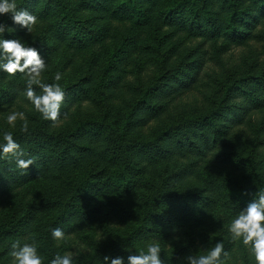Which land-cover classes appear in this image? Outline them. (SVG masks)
<instances>
[{
	"label": "trees",
	"instance_id": "16d2710c",
	"mask_svg": "<svg viewBox=\"0 0 264 264\" xmlns=\"http://www.w3.org/2000/svg\"><path fill=\"white\" fill-rule=\"evenodd\" d=\"M76 1L78 7L72 0H15L18 8L27 9L46 26L42 33L23 38V30L13 23L11 17L0 19V23L6 25L0 39H21L26 47L37 48L41 56L48 60L57 54V47L52 42L54 38L65 39L83 48L108 38L112 23L130 24L128 31L112 44L104 45L93 56L88 72L76 79L59 81L66 92L65 102L89 100L102 106L112 96V89L119 85L129 67L132 68L133 63L137 67L142 66V55H149L150 62L166 63L188 36L245 40L250 35L242 28L244 17L254 6L264 8V0L244 1L242 4L237 0L230 3L225 0L218 8L208 7L207 0ZM87 7L101 13L85 16L77 11V8ZM150 25L153 27L148 41L141 34L142 29ZM163 26L170 29L161 31ZM178 30L184 39L183 35H177ZM198 67L199 60L195 58L185 68L179 65L163 71L156 80L138 91L137 97L122 114L104 107L101 113L87 114L72 126L58 132H46L48 121L37 112L36 120L40 118V121L30 124L28 133L22 132V127L12 132L16 141L26 137L44 140L59 146L57 151H62L71 140L88 134L102 138L112 149L108 159L112 168L105 173L104 170L99 172L83 168L66 174L63 188L37 191L41 202L57 204L56 213L40 232L43 264H50L58 253L53 245L52 229L70 231L75 226V215L89 217V213L82 211L78 200L86 195L91 198L102 195L105 187L111 188L115 194L131 190L137 182V166L141 161H146L147 166L166 155L182 156L188 152L199 156L212 154L210 161H215L226 170L208 180L197 179L194 176L197 162L190 161L180 171L181 176L187 178L185 188H176L169 182L167 187L164 179L146 194V206L138 216L132 219L122 217L123 223L112 226L107 233L108 240L101 247L91 254L73 256L74 264H104V256H120L125 247L142 239L151 224L166 223L171 219L172 211L164 209V206L170 205L176 212L185 213L192 224L198 225L206 220V210L201 204L219 196L225 203L241 210L255 198L257 191L264 190V159L255 157V148L264 147V79H257L261 95L239 88L237 83L222 81L220 98L212 108L187 114L163 127L156 126L146 140L140 139L145 123L160 112V105L154 98L164 80L178 74L188 79ZM21 77L20 73L8 76L0 71V103L11 95L9 89L15 90L17 85L22 84V81H15ZM52 83L56 81L50 79L48 84ZM234 89L240 90L244 103L227 105L226 101ZM228 133L236 135L239 147L231 145L228 149L224 148L221 138ZM3 143L5 141L0 140V144ZM21 176L24 177L21 181H29L34 177L33 169L23 170V174L21 170ZM19 208L21 206L17 204L16 208L0 217V247L8 237L16 238L26 233L30 211L19 213Z\"/></svg>",
	"mask_w": 264,
	"mask_h": 264
},
{
	"label": "rangeland",
	"instance_id": "374dc122",
	"mask_svg": "<svg viewBox=\"0 0 264 264\" xmlns=\"http://www.w3.org/2000/svg\"><path fill=\"white\" fill-rule=\"evenodd\" d=\"M72 1L74 6L78 7V1ZM207 1L208 7L218 8L225 0ZM230 1L226 0L227 3ZM237 1L242 4L244 1L252 0ZM254 7L244 17L242 25L244 30L249 31V38L245 40L199 36L185 38L178 30L177 35H183V39L187 41L178 48L169 61L154 63L150 62L149 55H142V66L137 67L133 63V67H129L119 85L112 89V96L103 106L89 100L65 102L59 124L52 126V122L48 121L46 132H58L67 126H72L87 114L101 113L104 107L122 114L137 97L138 91L156 80L163 71L179 65L185 68L195 58L199 60V67L190 78L184 79L183 74H178L164 80V84L158 89L154 98V101L160 105V112L145 123L139 135L140 139L146 140L156 126L163 127L187 114L212 108L220 98L222 81L228 84L237 83L239 88L261 95L262 90L257 79H264V8ZM77 11L85 16L101 13L88 7L77 8ZM9 17L10 15H3L0 19ZM154 24L153 22L152 25ZM152 25L142 29L143 39L148 40ZM45 26V23L37 21L31 34H27L26 30L22 29L23 38L42 33ZM129 28L130 24L112 23L110 32L107 34L108 38L83 48L68 43L65 39H52L53 45L57 47V54L45 60L47 68L42 73V81L48 84L50 79L54 80L57 72L62 74L61 82L84 75L91 69L93 56L102 50L104 45L112 44ZM166 29L170 28L163 26L161 31ZM15 81L17 83L22 81V84L17 85L15 90L9 89L11 95L5 102L0 103V140L3 139L5 131L13 132L22 127L23 121L19 119L15 127L7 124V115L12 111L25 113L28 126L40 121V118L36 120L37 112L24 95L25 77ZM34 88L37 94L41 93L38 86L34 85ZM226 103L227 105L244 103L240 90L234 89ZM16 142L25 152L24 159H29L33 155L35 163L28 170L33 169L34 177L29 181H21L24 177L21 176V170L16 168L15 159L0 158V217L5 212L16 208L17 204L21 206L17 212L30 211V217L26 222L24 235L16 238L8 237L1 245L0 264H11L8 252L16 241H19L21 245L34 242L41 256L40 232L56 213L57 204L41 202L37 198V191L61 187L66 174L76 173L83 168H91L99 172L104 170V173L112 168L108 161L112 151L110 145L102 138L90 134L71 140L62 151H57L59 147L57 145L39 139L32 140L30 137ZM221 143L226 149L231 145L240 146L233 133L223 136ZM211 157H213L212 154L199 156L188 152L182 156L166 155L147 166H145L146 161H141L137 166L139 171L136 176L137 182L131 190L115 194L111 192V188L105 187L106 192L101 191L104 192L102 195H95L92 198L86 195L78 200V204H82V211L89 213L87 215L89 217L75 215L73 230L62 229L65 233L64 240L58 242L53 239L55 250L62 255L71 254L72 256L94 253L97 247H101V244L108 240L107 233L111 231L112 226L123 223L122 217L132 219L144 210L146 194L155 189L164 179L167 187L169 182L176 188H185L187 178L182 177L180 171L190 161L197 162L194 168V176L197 179L208 180L222 170H226L221 169L222 166L215 161H210ZM255 157L264 159V147L255 148ZM3 171L4 174H1ZM201 205L206 210V220L198 225L192 224L185 213L176 212L170 205L164 206V209L172 211L171 219L166 223L151 224V228L143 233L142 239L136 244L125 247L120 256H123L126 262L129 252L133 254H139L140 251L146 252L149 243H159L162 248L161 256L166 264H184V257L191 253L207 254L216 241L220 240L223 241L225 251L228 252L227 257L223 255L221 257L223 264H255L249 248L242 242L232 241L228 231L231 220L240 212V209L225 203L219 196ZM112 208L115 209L111 210Z\"/></svg>",
	"mask_w": 264,
	"mask_h": 264
},
{
	"label": "clouds",
	"instance_id": "9594fccd",
	"mask_svg": "<svg viewBox=\"0 0 264 264\" xmlns=\"http://www.w3.org/2000/svg\"><path fill=\"white\" fill-rule=\"evenodd\" d=\"M3 15H10L13 23L26 30L27 34L32 33L37 23V17L27 9L18 8L15 0L11 2L0 0V16ZM5 31L6 25L0 23V35ZM46 68L45 59L37 48L26 47L21 39H0V71L8 76L22 74L26 80L24 89L26 99L44 120L51 121L52 126H57L60 122L61 107L65 103L66 92L59 83L62 79V74L59 72L54 75L56 83L47 84L42 81V73ZM34 85L40 88L41 94H37ZM18 119L23 121L21 131L28 133V121L23 112H10L7 115V124L15 127ZM3 140L5 143L0 144V158H14L16 168L22 170L23 174V170L29 169L35 160L23 158L25 152L13 138L12 132L5 131ZM254 197L231 220L228 231L232 241L242 242L249 248L255 264H264V190L257 191ZM51 235L58 242L65 238V233L60 228L52 229ZM161 253L162 248L159 243H149L146 252L140 251L139 254L129 252L126 262L123 256L115 258L104 256L103 260L104 264H166ZM8 255L11 257V264H43V258L39 255L34 242L21 245L19 241H16L11 245ZM222 255L227 257L228 252L225 251L223 241L218 240L207 254L191 253L184 257V264H223ZM50 264H74L73 256L57 253Z\"/></svg>",
	"mask_w": 264,
	"mask_h": 264
}]
</instances>
